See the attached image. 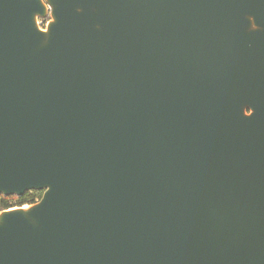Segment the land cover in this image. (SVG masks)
<instances>
[{"label":"water","instance_id":"1","mask_svg":"<svg viewBox=\"0 0 264 264\" xmlns=\"http://www.w3.org/2000/svg\"><path fill=\"white\" fill-rule=\"evenodd\" d=\"M31 191L0 264H264V0H0V195Z\"/></svg>","mask_w":264,"mask_h":264},{"label":"trees","instance_id":"2","mask_svg":"<svg viewBox=\"0 0 264 264\" xmlns=\"http://www.w3.org/2000/svg\"><path fill=\"white\" fill-rule=\"evenodd\" d=\"M43 191H31L25 193L22 197L17 198L14 196L3 197L0 195V212L15 207H23L32 205L40 200Z\"/></svg>","mask_w":264,"mask_h":264},{"label":"rangeland","instance_id":"3","mask_svg":"<svg viewBox=\"0 0 264 264\" xmlns=\"http://www.w3.org/2000/svg\"><path fill=\"white\" fill-rule=\"evenodd\" d=\"M46 22H47V20H44V22H42V23H43V25H45V24H46ZM39 23H41V20H39Z\"/></svg>","mask_w":264,"mask_h":264},{"label":"built area","instance_id":"4","mask_svg":"<svg viewBox=\"0 0 264 264\" xmlns=\"http://www.w3.org/2000/svg\"><path fill=\"white\" fill-rule=\"evenodd\" d=\"M42 22H44V20H41V23H39V24H40V25L43 27L44 25H43V23H42Z\"/></svg>","mask_w":264,"mask_h":264}]
</instances>
